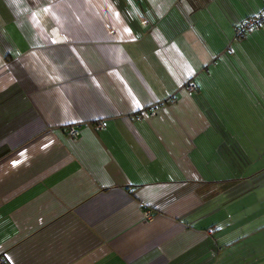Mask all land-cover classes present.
Here are the masks:
<instances>
[{"label": "crops", "instance_id": "0c3cea01", "mask_svg": "<svg viewBox=\"0 0 264 264\" xmlns=\"http://www.w3.org/2000/svg\"><path fill=\"white\" fill-rule=\"evenodd\" d=\"M263 9L0 0L5 264H264Z\"/></svg>", "mask_w": 264, "mask_h": 264}, {"label": "built area", "instance_id": "2783aa9c", "mask_svg": "<svg viewBox=\"0 0 264 264\" xmlns=\"http://www.w3.org/2000/svg\"><path fill=\"white\" fill-rule=\"evenodd\" d=\"M263 26H264V9L260 14L254 17L248 18L247 20L243 21L235 28V39L236 40L242 39L249 32L259 29ZM185 88L190 93H196L198 91V88L195 82L192 80L187 82ZM173 102H175V100H173ZM158 109L159 108L157 106H154L149 111L140 112L137 114V119H142L145 116L154 117L158 113ZM103 127L104 125L102 123L97 124V128L101 129ZM69 135L72 138H78L80 135V132L76 128L72 127L69 130ZM149 216H150V212L146 210L144 212V217L149 218ZM0 264H5V260L3 258H0Z\"/></svg>", "mask_w": 264, "mask_h": 264}, {"label": "trees", "instance_id": "16d2710c", "mask_svg": "<svg viewBox=\"0 0 264 264\" xmlns=\"http://www.w3.org/2000/svg\"><path fill=\"white\" fill-rule=\"evenodd\" d=\"M264 27V26H263Z\"/></svg>", "mask_w": 264, "mask_h": 264}]
</instances>
